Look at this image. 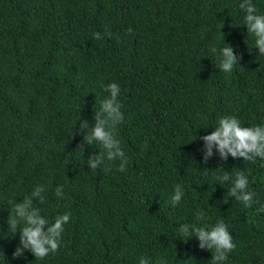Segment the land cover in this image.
Masks as SVG:
<instances>
[{"label":"trees","instance_id":"1","mask_svg":"<svg viewBox=\"0 0 264 264\" xmlns=\"http://www.w3.org/2000/svg\"><path fill=\"white\" fill-rule=\"evenodd\" d=\"M241 2L0 0V264H211L212 253L178 228L220 221L236 245L223 264H264V160H221L213 148L204 162L200 139L225 116L264 126V55ZM251 2L264 14V0ZM224 44L237 57L230 73L211 51ZM113 82L128 164L120 171L105 154L91 169L88 156L103 149L85 145L81 157L80 124H94ZM237 171L255 193L251 208L229 194ZM225 173L232 179H215ZM177 184L184 196L173 207ZM37 185L46 187L44 202L33 201L43 217L71 218L56 253L13 259L19 230L9 232V201Z\"/></svg>","mask_w":264,"mask_h":264},{"label":"clouds","instance_id":"2","mask_svg":"<svg viewBox=\"0 0 264 264\" xmlns=\"http://www.w3.org/2000/svg\"><path fill=\"white\" fill-rule=\"evenodd\" d=\"M239 8L245 12L244 24L247 33L255 37V47L261 55H264V14H258L257 8L251 0H242ZM95 39H102L99 32L93 34ZM105 35L111 37L110 32ZM225 47L217 49L213 47L212 53L216 55L218 67L221 71L230 73L236 66L237 57L233 54V48L227 44ZM104 90L109 96L100 102L99 111L94 115V124L89 125L87 120H83L80 129L84 132L83 142L78 145L77 151L81 157L84 153L85 145L91 146L98 143L103 151L93 154L87 158V166L91 169H98L104 162L105 154L109 161L119 159V170L124 171L128 164V159L121 147V142L115 136L116 126L123 121L121 104L118 101L120 86L113 82L104 86ZM210 134L200 137L203 140V160L207 162L213 155V148L219 153L221 160L232 158H243L244 161L255 162L257 158L264 160V126H242L235 116H225L218 120V126ZM220 183L232 179L225 173L216 177ZM46 191L43 185H37L29 196L22 202L9 201L12 205V214L7 217V226L12 236L19 230V247L15 249L13 259L21 257L24 250L30 251L36 259H44L51 253L59 250L61 235L64 232V225L70 221V214L58 215L54 222L40 214V208L34 206L33 201L44 202L42 193ZM230 196L241 202L244 207L251 208L255 193L249 191V181L240 171H237L235 179L232 181ZM55 195L63 198V186H57ZM184 196L183 187L177 184L171 196L172 206H176ZM264 212V205L259 209ZM203 215L197 212L199 219ZM21 225H23L21 227ZM178 232L186 239L195 237L199 241L198 247L206 249L212 253L211 264H223L228 259V253L235 250V243L231 234L227 230V225L222 221L210 227H197L183 224L178 228ZM0 259H5L4 253L0 250ZM139 264H149L147 258H141Z\"/></svg>","mask_w":264,"mask_h":264}]
</instances>
